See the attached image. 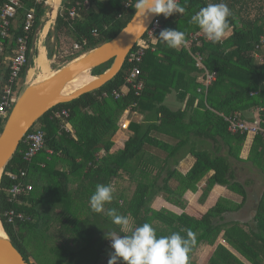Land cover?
<instances>
[{
  "label": "trees",
  "instance_id": "trees-1",
  "mask_svg": "<svg viewBox=\"0 0 264 264\" xmlns=\"http://www.w3.org/2000/svg\"><path fill=\"white\" fill-rule=\"evenodd\" d=\"M4 1L0 0V6ZM84 1L88 6H83ZM21 2L26 9H36L28 57L46 2ZM178 2L185 7V13L167 19L160 15L159 25L161 31L170 28L185 32L187 43L191 34L202 32L190 22L191 16L221 0ZM224 2L232 12L226 35L218 43L203 39L200 46L191 47V52L200 54L203 67L216 75L210 86L203 85L200 78L204 70L195 66L185 46L168 48L157 39L160 31L155 33L140 63L124 60L119 72L103 86L52 107L34 123L44 132L45 147L29 163L23 160L27 145L25 136L22 138L1 173L0 222L26 263H31L32 258L31 264H99L104 259V248L111 242L107 232L128 235L137 226L149 223L157 238L174 232L186 237L191 229L195 243L187 264H198L197 251L213 247L220 236L227 247L215 245L206 264H264V194L258 199L251 224L229 219L249 200V182L240 183L234 169V162H242L240 152L246 137L228 133L220 116L237 114L239 120L253 122L257 113L255 120H247L248 113L264 108V58L260 64L254 57V52L264 57V46L255 51L264 32V0ZM252 2H258L259 15H250L256 9V5H249ZM77 3L81 9L70 20L67 11ZM126 3H130L128 9ZM134 4L135 0H62L42 43L46 57L51 60L58 53L59 40L64 36L70 40L68 50L72 43L80 44L81 49L53 70L115 37L134 15ZM20 34L17 22L14 37ZM135 50L134 47L129 55ZM37 54L35 49L34 57ZM111 64L110 60L96 67L91 75L103 73ZM136 65L140 68L138 79L144 84L141 94L136 97L130 91L113 99L112 91L121 90L124 77ZM103 93L108 96L103 97ZM171 95L176 98L172 102ZM61 109L69 111L67 118L53 115ZM126 111L129 124L124 132L128 140L120 151L109 154L114 145L111 139L116 131H122ZM65 124L68 131L62 128ZM184 160L192 164L182 173L178 167ZM245 162L264 177V144L258 137L253 138ZM21 171L26 172L24 182L31 185V191L11 201L7 191L13 182L8 176ZM204 178H208L207 189L217 185L240 200L219 198L206 212L203 225L185 214L151 207L153 200L161 197L184 210L185 192ZM97 184H111L114 188L112 202L99 214L91 210L89 203ZM128 188L132 189L130 194H126ZM112 208L129 217L128 232H120V227L111 222L107 210ZM9 211L22 217L9 223ZM104 260L107 264L108 259Z\"/></svg>",
  "mask_w": 264,
  "mask_h": 264
},
{
  "label": "built area",
  "instance_id": "built-area-1",
  "mask_svg": "<svg viewBox=\"0 0 264 264\" xmlns=\"http://www.w3.org/2000/svg\"><path fill=\"white\" fill-rule=\"evenodd\" d=\"M45 2L46 0H35L34 3L42 4ZM83 6H88V2L84 1ZM129 7L130 3H126L125 8L128 9ZM80 9L81 4L77 3L67 11L68 18L73 20L77 16V11ZM20 12H22V14H20ZM35 16L36 9L34 7L29 9L24 8L21 0H5L0 6V131L2 128L1 125L3 126L20 90L19 79L27 64L26 58L29 34L35 24ZM158 19L159 16H156L145 33L146 38H142L136 42L134 45L136 50L130 55L128 54L129 56H127L128 58H126V60L129 64L141 62L144 51L147 50L149 44L153 42L155 33L161 31ZM17 22H19L21 34L14 37V30L16 29ZM92 35L96 36L95 31L92 32ZM203 39H206L203 32L191 34L189 41L185 43L184 46L185 50H187L192 59H194L195 66L198 69L204 70V74L200 79H202L203 85L208 87L215 81L216 75L214 72H208L205 67H203L201 56L198 52H191V47L194 44L200 46ZM263 46L264 32L259 37L258 44L255 46V51ZM80 49V44L72 43L69 50H64L63 52L59 50L57 55L62 53L63 57L68 58L80 51ZM254 55L261 61L257 53H254ZM139 75L140 68L137 65L133 66L124 77V84L121 90H113L110 96L117 100L131 91L138 97L144 87L143 82L138 79ZM197 91L201 92V89ZM204 92V94H206V90ZM107 96V93H103V97ZM68 113L69 111L67 109H61L60 111H55L53 115L56 118H67ZM256 113L257 119L253 122L241 121L237 114L232 116L220 114V116L223 118L228 133L243 135L245 137L251 136L252 138L258 137L264 144V108H257ZM124 118V123L122 122L121 128L126 130L129 124V120H127L128 111L125 112ZM62 128L65 131L69 130L67 124L63 125ZM24 142L27 145V149L23 154V160L29 163L34 158L33 156L45 147L44 132L40 127H33L26 133ZM46 152L52 154L51 150H46ZM8 177L13 182L7 191L11 196V201H16L22 195L31 191V185L24 182L26 177L25 171L10 174ZM6 217L7 221L10 223L14 221L15 218H21L22 216L20 214H15L13 211H9L6 213Z\"/></svg>",
  "mask_w": 264,
  "mask_h": 264
},
{
  "label": "water",
  "instance_id": "water-1",
  "mask_svg": "<svg viewBox=\"0 0 264 264\" xmlns=\"http://www.w3.org/2000/svg\"><path fill=\"white\" fill-rule=\"evenodd\" d=\"M61 2L62 0L55 9V16ZM51 11L52 8L47 11V15ZM155 17L153 16L144 21L143 27L133 15L125 27L110 41L81 54L45 78L25 84L24 90L16 100L0 132V177L10 157L15 153L19 142L33 127L34 123L52 107L77 99L110 81L122 68L123 60H125L136 42L143 37ZM42 25L43 20L32 35L30 60L39 42ZM110 60L112 64L106 71L99 75H91L93 69ZM87 75L91 76V81L80 83V85L75 84ZM253 199L258 204L255 196ZM16 251L1 224L0 264H31L26 263L19 252Z\"/></svg>",
  "mask_w": 264,
  "mask_h": 264
},
{
  "label": "clouds",
  "instance_id": "clouds-1",
  "mask_svg": "<svg viewBox=\"0 0 264 264\" xmlns=\"http://www.w3.org/2000/svg\"><path fill=\"white\" fill-rule=\"evenodd\" d=\"M133 8L134 17L143 27L144 21L153 16L163 15L167 19L174 14L183 15L186 11L178 0H135ZM231 16L228 4L221 0L219 3H209L200 8L191 16L190 22L203 32L208 41L215 44L226 35ZM157 39L170 49H179L186 43V33L168 28L162 30ZM113 198L114 188L111 184H97L90 197V208L95 213H103L105 205L111 203ZM107 215L114 225L120 227V232L128 229V216L117 214L115 208L108 209ZM106 238L111 241L112 249L107 264H187L195 243L191 229L187 230L186 237L174 232L170 236L157 238L155 229L149 223L137 226L128 235L109 231Z\"/></svg>",
  "mask_w": 264,
  "mask_h": 264
},
{
  "label": "rangeland",
  "instance_id": "rangeland-1",
  "mask_svg": "<svg viewBox=\"0 0 264 264\" xmlns=\"http://www.w3.org/2000/svg\"><path fill=\"white\" fill-rule=\"evenodd\" d=\"M257 7H258V5L256 4V9L252 10L250 15H254L256 12H257V15H259L258 11H257L258 10ZM262 7L264 8V6H262ZM263 13H264V9H263ZM46 14H47V11L44 13L43 19L46 17ZM53 22H54V18L51 19L50 22L48 23L47 30L45 32L46 34H47L48 30L50 29V26L53 25ZM46 34H42V35L40 34L38 46L42 45V44L40 45V43H43V41L46 37ZM59 41H60V52L61 51L63 52L64 50H68L67 47H69V44H70L69 38L67 36L66 37L64 36V37H61ZM257 55L261 56L258 53H257ZM56 56H57L56 57L57 59L52 58L51 60H49L52 71H55V70H53V67L59 66L63 60L64 61L67 60L66 57H63L62 53L59 55L56 54ZM58 58H61V62L58 60ZM32 64L34 65L35 63L33 62ZM33 65H31L32 69L34 68ZM36 70H38V69H36ZM39 74H40L39 70L35 71L33 79L35 80ZM19 82L22 83V78L19 79ZM24 88H25V85L21 84L19 92L21 93ZM174 99H176L175 95H171V98H169V100H174ZM121 125H122V123H121ZM1 127H2V125H1ZM34 127L36 128L39 126H38V124H35ZM244 157H245V144L243 145L242 150L240 152V158L242 159V162H234V169H235L236 179L240 183L245 184L246 182H249L250 186L248 185L246 187L247 191L249 193L248 208L250 211L254 212V210L256 209L255 208L256 204H255L253 197L255 196L256 200L258 201V199L264 194V177L261 176L260 174L256 173L255 169L250 167L249 163L246 164ZM178 170L180 172L184 173L185 170H187V166L185 165V167H178ZM207 179L208 178H204L196 186H194L193 188H191L185 192L184 201L186 203V208L184 210L176 209V208H172V207L168 208V205L166 203L162 202L164 199L161 197L154 199L151 207L155 208V209H161V208L166 209L167 208L168 210L170 209V211H172L176 214H179V213L185 214L188 217H190L191 219L195 220V222H197L198 224L203 225L204 224L203 221H204L206 212L215 205V203L217 202V200L219 198H221V197L227 198V195H228V196H231L232 199L235 198V199L240 200V198L238 196L231 194L226 189H224L222 191L220 190V192H218L216 189L218 187L217 185L213 186L211 189H209V188L207 189V184H206ZM131 190H132L131 188H128L126 190V194H130ZM157 199H159L160 201ZM229 219L238 220L239 222H245V205L237 213L229 215ZM130 227L131 226L129 225L128 229L126 230L127 232L130 230L129 229ZM218 244H223L224 246H226V244L223 241L221 236L218 238V240L215 243V245H218ZM110 245H111V242H110L108 247L104 248V253L102 255L104 259H109V254L112 251ZM215 245H213V247H203L202 249L198 250L196 255H195L196 262L198 264H206L209 257L211 256L212 252L214 251V249L216 247ZM104 259H101L99 264H104V262H105ZM30 262L33 263L34 260L32 258H30Z\"/></svg>",
  "mask_w": 264,
  "mask_h": 264
},
{
  "label": "crops",
  "instance_id": "crops-1",
  "mask_svg": "<svg viewBox=\"0 0 264 264\" xmlns=\"http://www.w3.org/2000/svg\"><path fill=\"white\" fill-rule=\"evenodd\" d=\"M47 3V2H46ZM45 3V4H46ZM258 2H252V3H249V5L250 6H254V5H256ZM260 3H262V2H260ZM264 3V2H263ZM44 4V5H45ZM45 7H46V10H45V12L46 11H48V6L47 5H45ZM44 12V13H45ZM47 15V14H46ZM55 16V15H54ZM47 17V16H46ZM56 17V16H55ZM45 19V18H44ZM55 19V18H54ZM42 21V20H41ZM42 30H43V28L41 29V35L43 34V32H42ZM46 34V33H45ZM42 43H40V45H41ZM30 47H31V45H30ZM41 48L43 49V52H44V56H45V58L47 59V57H46V50H45V48L41 45V46H38V44L36 45V47H35V49H37V51H38V54H37V56L39 55V53L41 52ZM35 51V50H34ZM263 52H264V50H263ZM29 54H30V50H29ZM36 56V57H37ZM55 56L56 55H54L53 56V58L55 59ZM36 57H34V52H33V56H32V59L30 60L29 59V55H28V57H27V64H26V66H25V68H24V70H23V72H22V74H21V77H20V79L22 78V83H20V86H21V84H26V83H28V80H27V74H28V71L29 70H31L32 68H31V63H33V62H35V59H36ZM57 57V56H56ZM263 56H260V59L261 60H263ZM57 59V58H56ZM48 60V59H47ZM58 60L59 61H61V58H58ZM51 62V61H50ZM29 63V64H28ZM263 63H264V60H263ZM262 62L260 63V64H263ZM48 64H49V70L50 71H52V69H51V66H50V63H49V60H48ZM33 65V64H32ZM33 67H34V69H33V73H32V77H31V79H30V81L33 79V77H34V73H35V71H38L39 69L36 67V65L34 64L33 65ZM36 69H38V70H36ZM40 71V70H39ZM19 95H20V92H18V97H19ZM17 97V98H18ZM169 98H171V96L169 97ZM173 100H171V102H172ZM129 115V114H128ZM247 120H255V118H256V112H255V110L254 111H251L250 113H248V115H247ZM127 120H129L128 118H127ZM112 142L114 143V145H113V147H112V149H111V151H110V153L109 154H114V153H116V152H118V151H120L123 147H124V144L126 143V141L128 140V138H127V136L125 135V132H124V130L122 129V131L121 130H118L115 134H114V136L112 137ZM252 142H253V138L252 137H250V136H248V137H246L245 138V142H244V144H245V157H244V159H246L247 158V156H248V153H249V149H250V147H251V145H252ZM246 163V162H245ZM192 164V162L189 160V161H182V162H180V167H185V165L187 166V169L190 167V165ZM247 164V163H246ZM186 171V170H185ZM250 186V185H249ZM217 191L218 192H220V190L222 191V190H224L225 188H223V187H220V186H218L217 188ZM216 197V196H215ZM231 198L232 199V197L231 196H228L227 195V198ZM229 198V199H230ZM157 200H159V199H157ZM233 200H237L238 201V199H233ZM160 201V200H159ZM162 202H164V203H166L165 202V200H163ZM167 205H168V208L169 207H172V208H176V207H174V206H172V205H170V204H168V203H166ZM255 204L257 205V203L255 202ZM256 208V207H255ZM155 209V208H154ZM167 209V208H166ZM176 209H178V208H176ZM156 210H160V209H156ZM170 210V209H169ZM255 211V210H254ZM253 213L254 212H252V211H250L249 210V208H248V202L245 204V224L246 223H248V224H251V222H252V216H253ZM180 214V213H179Z\"/></svg>",
  "mask_w": 264,
  "mask_h": 264
},
{
  "label": "bare ground",
  "instance_id": "bare-ground-1",
  "mask_svg": "<svg viewBox=\"0 0 264 264\" xmlns=\"http://www.w3.org/2000/svg\"><path fill=\"white\" fill-rule=\"evenodd\" d=\"M59 2H60V0H48L47 1V3H46V5L48 6V10L50 9V8H52V11H51V13H49L48 15H47V17L45 18V19H43V25H42V28H43V30H42V32H43V34H45V32H46V30H47V26H48V23L50 22V20L51 19H53L54 18V15H55V9L58 7V5H59ZM152 23V22H151ZM146 33V32H145ZM145 33H144V35H143V37L145 36ZM142 37V38H143ZM141 38V39H142ZM134 47V46H133ZM132 50V49H131ZM130 50V51H131ZM130 51H129V53H130ZM128 53V54H129ZM128 54H127V56H128ZM33 56V55H32ZM127 56H126V58H127ZM126 58H125V60H126ZM27 59V58H26ZM32 59V58H31ZM124 61V60H123ZM260 61V60H259ZM262 61V60H261ZM35 65H36V67L40 70V74L37 76V78L34 80H31V82L32 81H34V82H36V81H38V80H41V79H43V78H45L46 76H48V75H50L53 71H50L49 70V64H48V60L45 58V56H44V52H43V49L41 48V52L39 53V55L36 57V59H35ZM29 64V63H28ZM124 64V63H123ZM34 69V68H33ZM33 69H31V70H29L28 71V74H27V80H28V83H30V79H31V77H32V73H33ZM92 80V78H91V76H86V77H84V79H82V80H80V81H77V82H75V84L76 85H80V83H86V82H88V81H91ZM24 90V89H23ZM22 93V92H21ZM20 93V94H21ZM18 97V96H17ZM18 99V98H17ZM16 99V100H17ZM16 102V101H15ZM15 104V103H14ZM14 106V105H13ZM13 108V107H12ZM12 110V109H11ZM11 112V111H10ZM10 112H9V114H10ZM9 114H8V116H9ZM8 116H7V118H8ZM6 118V119H7ZM6 121V120H5ZM0 226H1V222H0Z\"/></svg>",
  "mask_w": 264,
  "mask_h": 264
}]
</instances>
